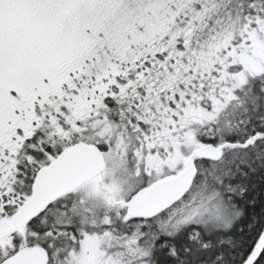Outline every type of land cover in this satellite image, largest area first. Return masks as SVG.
<instances>
[{"label":"snow or ice","instance_id":"1","mask_svg":"<svg viewBox=\"0 0 264 264\" xmlns=\"http://www.w3.org/2000/svg\"><path fill=\"white\" fill-rule=\"evenodd\" d=\"M0 264H264V0H0Z\"/></svg>","mask_w":264,"mask_h":264}]
</instances>
